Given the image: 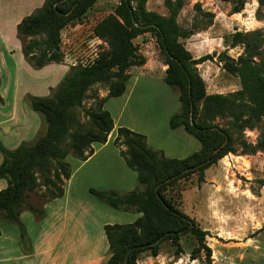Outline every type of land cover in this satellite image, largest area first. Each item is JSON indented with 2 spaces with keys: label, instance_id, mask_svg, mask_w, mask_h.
Returning a JSON list of instances; mask_svg holds the SVG:
<instances>
[{
  "label": "trees",
  "instance_id": "trees-1",
  "mask_svg": "<svg viewBox=\"0 0 264 264\" xmlns=\"http://www.w3.org/2000/svg\"><path fill=\"white\" fill-rule=\"evenodd\" d=\"M96 1L45 0L41 8L19 22L17 34L23 43L22 51L34 68L63 61L62 30L81 21ZM224 1L232 4L233 13L241 12L248 2ZM257 1L256 16L262 20L264 0ZM147 4L148 0H118L114 12L94 27V34L107 47L91 63L71 66L51 96L32 97L31 109L47 125L35 143L22 142L15 149H7L0 142L3 155L0 179L7 181L6 188L0 191V219L17 223L25 238L21 213L29 210L44 216V209L29 201L32 192L44 187L47 200L64 196V182L72 175L66 158L73 154L85 161L94 153V142L108 141L115 124L105 103L125 93L130 69L145 63L138 54L135 39L152 33L167 66L164 81L180 94L181 107L171 117L170 127H183L198 140L200 149L186 158H169L151 147L145 135L126 127L117 129L114 143L120 147L127 166L137 173V186L127 193L89 190L108 206L141 216L132 223L105 226L110 256L104 264H137L146 251L158 255L160 244L167 240L181 254L180 238L186 233H192L199 244L192 258L196 259L204 250L207 264H217L213 263L212 250L206 243L208 231L180 209L184 183L197 174V184L201 185L206 170L227 154L236 153L238 147H242V154L264 153V30L237 31L225 38L229 46L244 49L238 59L227 53L219 55L225 70L240 79L241 89L226 95L210 94L197 65L213 56L195 59L185 47L184 40L193 34L182 29L178 22L185 1L166 0V15L149 10ZM97 84L106 85L108 95L100 99L96 109L87 111L91 126L74 130L80 123L77 110ZM223 118L229 119L227 127L214 124ZM247 128L261 130L256 144L243 139ZM179 189L181 192L176 191Z\"/></svg>",
  "mask_w": 264,
  "mask_h": 264
},
{
  "label": "rangeland",
  "instance_id": "rangeland-1",
  "mask_svg": "<svg viewBox=\"0 0 264 264\" xmlns=\"http://www.w3.org/2000/svg\"><path fill=\"white\" fill-rule=\"evenodd\" d=\"M184 1V7L178 15V22L182 29L193 33L184 40L185 47L195 59L206 55L213 56L212 59L197 65L198 71L206 83L207 92L226 95L241 89L240 79L225 70L223 62L219 60V55L227 53L231 58L238 59L244 51L243 47H231L226 44L225 38L237 31L264 30V18L259 20L256 16L259 7L258 1L248 0L244 9L238 13H233L232 4L224 0ZM39 2L40 0H0V36L5 37V40L0 37V66L5 65L3 71L0 67V73L3 72L0 76V100L4 105L3 90L9 89L10 95L15 99V101L11 100V104H14L16 110L29 108V111L36 115L39 123L36 130L29 137L24 134V138H22V142L29 143H35L45 133L47 126L42 116L31 109L32 97L51 96L71 66L91 63L97 54L107 47V44L94 34V27L99 21L113 13L118 5V0H97L81 21L62 30L63 61L49 63L41 68L43 70L47 66H53L46 71L47 76L41 74L32 77L28 76L27 69L32 71L41 69L34 68L32 62H29L24 56L22 49L20 50L23 48V43L18 38L17 25L19 23L16 22L41 8L45 0L43 4L36 5ZM147 7L149 10L161 14H168L166 0H148ZM135 44L138 47V54L144 58L145 63L141 66L132 67L129 71L130 77L152 76L159 81L161 87H165V89H158L153 85L152 88L150 87L151 94L142 96V99L136 98V95V99L127 103L125 117L140 119L138 113L142 110L147 111L142 112L143 115L151 116L153 114L150 110L153 111V107L160 106L161 101L156 96L172 102V95H175L179 101L180 94L177 89H173L164 81L167 66L155 35L145 33L135 39ZM21 55L23 61L28 65L27 68H24L20 62ZM30 74L33 75L32 72ZM51 75H53L52 79L48 78L47 80L51 83H46L48 94L37 96L26 92L25 96H21L26 90L31 88L34 90L37 86L43 90L44 80ZM145 83L147 84V82ZM108 92V87L104 84H97L88 91L83 106L77 110V118L80 123L75 125L74 130H86L91 126L87 111L96 109L100 99L106 97ZM180 107L179 101V110ZM5 112L0 113V117H4ZM164 113L166 112L157 114L159 120H164ZM142 120L145 119L142 117ZM161 121L160 124H162ZM214 124L227 127L229 119H217ZM247 131L256 133L254 143L250 142ZM260 132L259 128H247L244 131L243 139L249 144H256ZM188 136L199 143L193 136ZM116 137L117 131L113 130L108 136V140L111 139L114 143ZM174 140L178 142L176 144L182 142L180 139L174 138ZM167 141L173 140L170 138ZM121 142L122 138L119 144ZM100 144L102 143L94 142L92 146L94 148ZM182 145L185 147L184 143ZM7 147V149L16 148ZM107 151L111 154L115 150L113 146H110ZM176 154L183 153L179 151ZM230 158L236 166L239 165L240 167L228 173L224 163L228 162ZM77 161L81 162L73 154H69L66 158L71 169ZM208 174L213 178V185H205L201 192L193 186L197 185V174L186 180L184 189L188 190L185 192V199L183 197V202L180 203V209L195 219L202 229L208 231L206 243L212 250L213 263L264 264V153L242 154V147H238L236 153L227 154L210 167ZM68 180L64 182V190ZM181 185L183 187V183ZM180 190L176 191L179 192ZM46 196L47 192H45L44 187H41L36 192H32L29 201L44 209V205L52 201V199L44 198ZM92 197L99 202L101 201L95 195ZM180 244L183 251L181 254H177V246L167 240L160 244L158 255L146 251L141 254L137 264H207L204 250L197 254L196 259L192 258L194 249L199 245L192 233L182 235Z\"/></svg>",
  "mask_w": 264,
  "mask_h": 264
},
{
  "label": "crops",
  "instance_id": "crops-1",
  "mask_svg": "<svg viewBox=\"0 0 264 264\" xmlns=\"http://www.w3.org/2000/svg\"><path fill=\"white\" fill-rule=\"evenodd\" d=\"M43 2L44 0H40L36 5ZM22 19L20 18L16 23ZM0 37L5 40L4 36ZM20 62L24 68H27L28 65L23 61L22 55ZM0 67L3 71L5 65ZM51 67L53 66L38 71L27 69L28 76L36 77L41 74L47 76L46 71ZM2 74L3 72L0 76ZM52 77L53 75L46 77L43 90L37 86L34 90L32 88L26 90L21 96H25L26 92L37 96L48 94L46 83H51L47 80L48 78L51 80ZM158 82L152 76L130 77L125 93L118 98L109 99L104 107L112 114L114 131L119 127L129 128L145 135L149 145L163 151L167 157L186 158L200 149V143L191 139L188 136L190 134L183 127L176 129L170 127L171 117L179 110V101L175 95H172V102L156 96L161 104L153 107V111L150 110L153 114L151 116L143 115L142 112L147 111L142 110L138 113L140 119L125 117L126 105L129 101L151 94L150 87L152 88L153 85L158 89H165ZM3 83L7 85L5 81ZM3 91L1 97L4 98L5 104L3 105L0 100L2 104L0 113L6 111V115L0 117V142L6 147L17 148L24 138L23 135L29 137L39 123L36 115H33L29 108L16 110L14 104H11V100L15 101V99L10 95L9 89L5 88ZM163 111L166 113L164 120L161 121L157 114ZM142 117L145 120H142ZM170 138L173 141H167ZM174 138L182 140L185 147L182 142L179 143L180 145L176 144L178 142H175ZM110 146L115 150L111 154L107 151ZM179 151L183 154H176ZM2 157L1 154L0 164L3 161ZM234 165L236 166L235 163ZM72 169L64 196L46 203L43 217L29 210L22 212L20 221L26 228L25 238L22 237L17 223L0 219V264H104L110 256L105 226L132 223L141 216L139 213L114 209L102 201L95 200L90 193V188L127 193L137 186V173L127 166L120 149L111 139L105 144L94 146L93 155L85 161H77L72 165ZM209 170L210 168L206 170L205 181L201 185H193L199 192L205 185H213V178L208 174ZM6 186L7 181L0 179V191ZM187 190L183 191V197Z\"/></svg>",
  "mask_w": 264,
  "mask_h": 264
},
{
  "label": "built area",
  "instance_id": "built-area-1",
  "mask_svg": "<svg viewBox=\"0 0 264 264\" xmlns=\"http://www.w3.org/2000/svg\"><path fill=\"white\" fill-rule=\"evenodd\" d=\"M247 134L249 136L250 142L252 141V143H254V140L256 139V136H257L256 133L254 131H247ZM224 166H225V169L227 170L228 173L231 170L236 168L233 161L231 160V158L228 160V162L224 163Z\"/></svg>",
  "mask_w": 264,
  "mask_h": 264
},
{
  "label": "water",
  "instance_id": "water-1",
  "mask_svg": "<svg viewBox=\"0 0 264 264\" xmlns=\"http://www.w3.org/2000/svg\"><path fill=\"white\" fill-rule=\"evenodd\" d=\"M126 263H127V262H126ZM126 263H125V264H126Z\"/></svg>",
  "mask_w": 264,
  "mask_h": 264
}]
</instances>
